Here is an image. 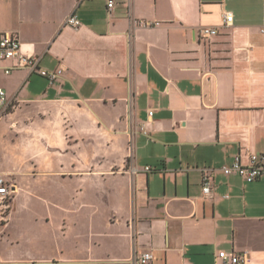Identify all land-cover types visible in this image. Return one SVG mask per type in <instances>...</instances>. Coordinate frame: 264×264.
Returning <instances> with one entry per match:
<instances>
[{"label": "crops", "instance_id": "1", "mask_svg": "<svg viewBox=\"0 0 264 264\" xmlns=\"http://www.w3.org/2000/svg\"><path fill=\"white\" fill-rule=\"evenodd\" d=\"M114 2L108 15L107 0H0V33L16 35L41 68L63 69L52 84L0 72L17 106L0 121V173L24 186L28 172H54L50 153L59 174L94 177L100 189L69 244H4L12 211L0 264H132L145 252L149 264H215L219 251L264 264V179L219 170L264 155V0ZM220 4L233 15L228 28ZM72 14L78 28L64 25ZM203 27L218 34L204 39ZM204 168L217 170L208 195ZM97 197L111 205L99 232Z\"/></svg>", "mask_w": 264, "mask_h": 264}, {"label": "rangeland", "instance_id": "2", "mask_svg": "<svg viewBox=\"0 0 264 264\" xmlns=\"http://www.w3.org/2000/svg\"><path fill=\"white\" fill-rule=\"evenodd\" d=\"M66 156L67 160L72 159L70 154ZM46 157L53 165V173L41 177L36 175L35 171L28 172V181L24 186L17 181L10 180L17 184L18 192L13 200V212L5 230L6 236L2 240L4 244L19 242V245L27 247H49L72 243L74 238L68 235L71 232L68 229L80 227L79 223L83 224L85 213L87 215L90 212L87 206H89L91 195L100 191L99 186H94L99 185L96 183L99 179L64 177L63 174H59V172H66V168H61L64 165L63 161L50 153ZM96 199L94 206H97V211L95 212L99 213L92 215V225L99 232L103 229L104 221L101 219L104 218V209L110 208L111 205L102 202L99 197ZM85 206L86 208H83ZM65 210L70 212V219H64L65 225H61L60 217ZM74 211H77L79 216L74 218ZM45 214H51L53 220L45 222L43 219ZM109 220L115 221L114 218H109ZM73 222L78 223L74 225ZM61 227L67 229L66 236H62Z\"/></svg>", "mask_w": 264, "mask_h": 264}, {"label": "built area", "instance_id": "3", "mask_svg": "<svg viewBox=\"0 0 264 264\" xmlns=\"http://www.w3.org/2000/svg\"><path fill=\"white\" fill-rule=\"evenodd\" d=\"M84 0H77L78 3ZM114 0H107L108 15L114 8ZM221 21L224 28H228L233 24V15L229 11L223 9L220 4ZM65 26L78 28L80 21L76 15L68 16L64 22ZM139 27L147 28L157 25V23L146 22L140 20ZM199 34L204 39H210L218 34L217 28L203 27L199 30ZM40 58L34 55L26 54L22 51L21 43L18 37L12 33H0V72L4 76H9L14 71H25L28 74H37L45 77L50 84L59 80L63 74V69L59 68L55 71H47L39 66ZM17 106L10 102L6 91L0 86V121ZM225 176L237 174L247 183L254 182L258 179H264V155L258 153L249 154V163L243 166L239 157H236L232 164L222 166L219 169ZM145 171H149L146 168ZM216 169H202V193L208 195L212 189L213 177ZM131 173H135L132 170ZM17 193V188L6 175L0 173V232L7 225L12 212V204ZM153 256L151 252L141 254L132 264H149ZM215 264H251L247 253L233 254L225 251H219L215 256Z\"/></svg>", "mask_w": 264, "mask_h": 264}]
</instances>
